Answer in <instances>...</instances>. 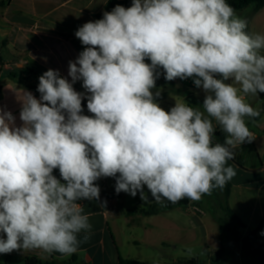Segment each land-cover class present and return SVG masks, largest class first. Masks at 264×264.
Segmentation results:
<instances>
[{"label":"clouds","instance_id":"clouds-1","mask_svg":"<svg viewBox=\"0 0 264 264\" xmlns=\"http://www.w3.org/2000/svg\"><path fill=\"white\" fill-rule=\"evenodd\" d=\"M246 29L227 0H132L79 27L72 82L49 69L39 99L20 90V126L0 108V253H76L92 228L78 201L98 200L102 177L147 204L149 193L163 205L223 189L235 149L254 140L246 118L260 116L246 97L264 93V34ZM158 68L167 81L192 78L202 106L162 108Z\"/></svg>","mask_w":264,"mask_h":264},{"label":"crops","instance_id":"crops-1","mask_svg":"<svg viewBox=\"0 0 264 264\" xmlns=\"http://www.w3.org/2000/svg\"><path fill=\"white\" fill-rule=\"evenodd\" d=\"M107 1L0 0V108L12 113L17 126L22 124L21 104L18 97L20 90H25L23 70L28 72L26 77L28 76L32 83L39 82V77L49 69L58 71L61 78L71 83V77L68 75L69 62H74L85 47L75 36V32L84 23L96 21L93 15L103 11ZM45 3L53 7L54 14L49 19L40 9ZM63 8L68 11L61 13L59 10ZM20 42L24 47H18ZM18 72L22 73L21 77ZM4 75L8 77L4 78L3 83L1 81ZM13 78L15 80H12ZM73 88L77 92L84 93L85 97L88 95L82 87V81L73 83ZM163 88L161 93L168 91L167 88ZM26 90L34 95L33 91L28 88ZM194 95L197 97L195 93ZM170 99L187 101L183 97L169 94L157 99V102L160 104ZM246 101L263 113L258 120L246 118L250 131L256 133L257 137L251 142L238 146L235 149V158L228 161L229 165L235 167L237 173L229 181L232 185L229 204L246 225L241 232H251L263 221V227L258 235L259 240H264V235L261 234L264 231V93H259L256 97L247 96ZM174 105L165 110H170ZM217 130L221 129L217 126ZM56 177L61 178L60 173ZM113 182L115 184L112 177L100 178L95 182L100 188L99 199L78 201L84 207V213L89 214L92 228L88 233V239L80 244L76 253L70 256L53 253L45 258V255L38 250H16L8 254L0 253V264H24L27 258L65 264L71 261L72 257L74 260L70 264H119L120 257L139 260L145 264H183L181 261L187 259L169 255L167 249L176 248L179 242L184 241V228L194 230L197 224L205 227L207 221L205 217L208 216V212L213 216L216 224V217L223 215L222 213L215 216L213 210L209 208L208 199L203 196L199 201L191 200L186 209L176 208L153 216H143L140 213L142 209H148L152 203L136 204L132 208L120 211L119 206L114 204L115 196L119 204H124L127 198L137 200L138 193L135 197L125 192L117 194ZM144 191L147 193L146 186ZM203 206L207 207L208 212ZM195 207L202 212L195 211ZM187 215H192V218L188 220ZM120 218L124 219L123 223L120 222ZM157 224L160 230L151 232ZM137 229H143L144 234H133ZM80 235L83 237L84 234ZM205 238V247L202 248L205 253L203 257L198 258L211 264L207 252L214 253L219 250L221 240L219 236V244L211 246L207 235ZM122 245L125 250L122 249ZM143 245L166 249L164 257H156L152 260L136 258L133 250ZM230 264H242V262L233 261Z\"/></svg>","mask_w":264,"mask_h":264},{"label":"trees","instance_id":"trees-1","mask_svg":"<svg viewBox=\"0 0 264 264\" xmlns=\"http://www.w3.org/2000/svg\"><path fill=\"white\" fill-rule=\"evenodd\" d=\"M227 2L235 9L242 10L250 5L255 6V10L257 12L264 9V0H227ZM116 5H121L125 8H128L132 5V0H108L103 11L94 14L95 19H102L104 12H110ZM146 63H151L150 60L145 61ZM160 72L159 78L156 80V85L163 86L168 89L167 92L161 93L160 97H166L169 94L177 95L185 98L186 100L202 106L203 100L196 97L193 92L190 91L191 87L188 83H183L184 87L177 88L175 83L168 82L164 78V72L162 68L157 69ZM23 83L24 85L31 91H33L35 97L40 98V93L37 91L38 84L32 83L29 77L26 75L28 72L23 70ZM83 113H89L87 109V99L82 101ZM263 111L260 112V116L255 119L258 120L262 116ZM214 142L223 143L225 139V133L221 130H216L214 133ZM53 175L58 176L59 170L55 169L53 171ZM115 181V178H113ZM116 183V181H115ZM232 185L228 182L223 189H213L211 192L216 197L217 204L219 205L223 215L220 217H216V222L218 225V232L221 240V247L214 253L207 252V255L211 261V264H230L233 261H239L238 259L231 258L229 256V250L225 247V236H229L234 241H241V251H242V259L240 260L242 264H264V252L260 249L252 248V241H258L260 239L258 232L263 227V221L260 222L258 227L251 231L248 236L241 238V229L245 228V223L243 220L234 212L229 204V197L231 194ZM148 192V189H147ZM149 199L151 201V205L148 209H142L140 213L143 216H153L160 214L162 212H166L169 210H173L176 208L186 209L190 205V199L184 198L176 203H171L167 200L164 201V204H158L154 200H152L151 194L149 193ZM209 194L203 195L207 196ZM74 258H71V261L66 262L65 264H70ZM183 264H207L206 260H200L199 258H191L184 261H181ZM24 264H56L55 261L44 262L36 258H27ZM119 264H145L139 260H133L129 258L120 257Z\"/></svg>","mask_w":264,"mask_h":264},{"label":"rangeland","instance_id":"rangeland-1","mask_svg":"<svg viewBox=\"0 0 264 264\" xmlns=\"http://www.w3.org/2000/svg\"><path fill=\"white\" fill-rule=\"evenodd\" d=\"M98 5H96L97 7ZM64 7H68V6H64ZM52 5L49 3H45L43 5H41L40 9L41 11L45 14L46 18L49 19L54 13L52 10ZM61 13L62 12H66L68 11L66 8L60 9L59 10ZM236 14L242 18H244L247 21V29L246 31H248L250 34H255V33H259V34H264V9H262L261 11L257 12L255 10V6L254 5H250L242 10H235ZM18 47H24L23 43H18ZM19 77L22 76L21 72H18ZM8 77L7 75H4L3 79L1 82H5L4 78ZM12 80H15L14 78ZM168 82H173L175 83L176 87H184L183 83H188L191 87L190 91L195 93L197 95L198 98H200L201 100H204L205 98V92L203 91L202 88H197L193 82L192 78H188V79H184L181 80L179 78H176L172 81H168ZM24 88L26 90V86L24 85ZM157 90L163 91L164 88L162 86H158L156 85V87L154 89H152L153 93H155ZM174 102H176L175 100L172 101V99L167 100V101H162L160 103V106L164 109L169 108V106H172V104H175ZM190 106L193 107H201L197 104H194L190 101H186ZM84 115H92L91 113H82ZM255 119V118H253ZM218 129L219 126H218ZM217 130V128H216ZM253 133V132H252ZM256 134V133H255ZM215 135V134H214ZM257 135V134H256ZM61 179V178H58ZM63 182V181H62ZM113 187H115V184L113 182ZM206 197V199H208L207 201L209 202V208H211L213 210V213L215 216H219L222 214V211L219 207V205L217 204L216 201V197L214 196V194H209L207 196H203ZM145 203L144 201L141 200L140 198V194L138 192V199H129L127 198L125 200L124 204H119L117 196H115V200H114V204L119 206V210L123 211L126 210L127 208H132L134 205L136 204H142ZM206 205V204H205ZM207 210L206 206H203V209ZM208 212V210H207ZM188 220L192 218V215H187ZM206 218V223H205V227H202V224H197L198 226L195 227V229H189V228H184L183 230V239L184 241L179 242L178 243V247L174 248L171 247L169 249H167L169 255H174L178 258H183V259H191V258H198V257H203V253H205V251H203L202 248L205 247V235H207L208 240H209V244L211 246H217L219 244V235H218V226L217 224L213 221V216L211 214H209L208 212V216L205 217ZM195 219V218H194ZM193 219V220H194ZM121 223H123L122 218L119 219ZM194 221L197 220L195 219ZM193 221V222H194ZM204 228V229H203ZM160 230L159 229V225H155L152 229L151 232H153V230ZM205 231V233H204ZM164 233V231H163ZM250 232L248 231H242L241 232V238L248 236ZM261 233H264V231H262ZM133 234H144V230L143 229H137L133 231ZM197 238V239H196ZM264 238V237H263ZM252 248H257L260 249L262 248V245L264 244V240H258V241H252ZM225 246L226 248L229 250V256L231 258L234 259H238L239 261L242 259V251H241V241H234L232 238H230L229 236H225ZM122 249L125 250L124 245H122ZM166 249L164 248H157V247H146V246H141V247H135V249L133 250L135 252L134 256L136 258H143L144 260H152L156 257H164V251Z\"/></svg>","mask_w":264,"mask_h":264},{"label":"built area","instance_id":"built-area-1","mask_svg":"<svg viewBox=\"0 0 264 264\" xmlns=\"http://www.w3.org/2000/svg\"><path fill=\"white\" fill-rule=\"evenodd\" d=\"M256 137H257V135L255 133H253V138L255 139ZM194 209L197 212H202L198 207H195ZM261 251L264 252V244L262 245Z\"/></svg>","mask_w":264,"mask_h":264},{"label":"water","instance_id":"water-1","mask_svg":"<svg viewBox=\"0 0 264 264\" xmlns=\"http://www.w3.org/2000/svg\"><path fill=\"white\" fill-rule=\"evenodd\" d=\"M56 264H62V263L56 262Z\"/></svg>","mask_w":264,"mask_h":264}]
</instances>
